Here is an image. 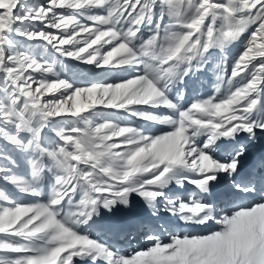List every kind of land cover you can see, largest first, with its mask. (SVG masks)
<instances>
[{"label":"snow or ice","instance_id":"6c2138e0","mask_svg":"<svg viewBox=\"0 0 264 264\" xmlns=\"http://www.w3.org/2000/svg\"><path fill=\"white\" fill-rule=\"evenodd\" d=\"M59 58L113 75L77 86ZM258 131L264 0H0V264H264Z\"/></svg>","mask_w":264,"mask_h":264},{"label":"rangeland","instance_id":"374dc122","mask_svg":"<svg viewBox=\"0 0 264 264\" xmlns=\"http://www.w3.org/2000/svg\"><path fill=\"white\" fill-rule=\"evenodd\" d=\"M26 2H30V3H44L45 0H26ZM238 45H240V44H238ZM235 48H236V46L234 48H232V51L233 52H234ZM240 48H241V45H240ZM52 58H53V60L56 59V57H54V55H53ZM60 65H61L62 77L69 79L70 81H72L73 83H75L77 86L83 85L87 80L107 79V78H109L110 76L113 75L112 73H108L106 71L102 72L100 70H94L91 66L83 65V64H80V63H78L76 61H72V60H67V64H65L62 61H60ZM105 114L106 115H114V113L111 112V110L106 111ZM120 119H122L125 123L140 124L141 127H143V128L145 126H149V127L145 128L148 131H156L157 130V128L155 126L153 128L152 125L143 124L142 122L137 121L134 118H132L130 116H127V115H121L120 116ZM21 170L23 171V168ZM9 191L15 196V198H16V200L18 202H22V201L23 202H29V201H31L33 199L31 197H24V196H21V195L16 194L15 190L12 189L11 187H9ZM118 215H123V214L118 213ZM145 217H146V220L148 221L147 215H145ZM166 222L167 221H163L162 222V224L164 226V229L161 232V238L164 239L165 241L168 239V236H165L166 234H168L167 230H165ZM145 227L148 230H150V228H151L148 224H145ZM153 229L154 230H150V231H157L156 228H153ZM176 231H180V229L177 228ZM99 235H100V238L101 239H104L106 241H109V238L110 237H113L110 234H106V236H105V233H100ZM140 237H142V236H140ZM119 239H121V238H119ZM131 240L132 239H130L129 241H131ZM141 240H142V238H141ZM112 241H114L115 248L119 249L120 251H124V250H122L121 247L117 246V244H116L117 243L116 238L113 237V240ZM144 243H146V241H143V243H141L140 240H137L136 242H132L130 244V248L129 249L128 248L126 249V252H129L130 253L132 251V249L139 248Z\"/></svg>","mask_w":264,"mask_h":264},{"label":"bare ground","instance_id":"6f19581e","mask_svg":"<svg viewBox=\"0 0 264 264\" xmlns=\"http://www.w3.org/2000/svg\"><path fill=\"white\" fill-rule=\"evenodd\" d=\"M186 186H189L190 188H193L194 186H191V185H186ZM179 191V193H181V192H183L184 191V189L183 190H178ZM137 208H138V203H137V206L136 207H134V212L137 210ZM176 231V230H175ZM122 236V235H121ZM165 236H168V234H166ZM110 242V241H109ZM123 242V240H119V242H117L118 244L119 243H122Z\"/></svg>","mask_w":264,"mask_h":264},{"label":"trees","instance_id":"16d2710c","mask_svg":"<svg viewBox=\"0 0 264 264\" xmlns=\"http://www.w3.org/2000/svg\"><path fill=\"white\" fill-rule=\"evenodd\" d=\"M54 57H56V56L54 55ZM56 59H57V57H56ZM59 60L66 64V62L64 61V59L59 58Z\"/></svg>","mask_w":264,"mask_h":264}]
</instances>
